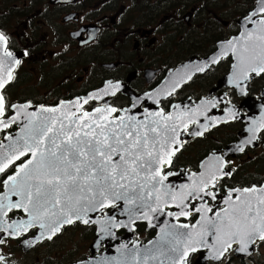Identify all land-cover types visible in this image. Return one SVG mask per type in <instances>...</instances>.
<instances>
[{"label": "flooded vegetation", "instance_id": "1", "mask_svg": "<svg viewBox=\"0 0 264 264\" xmlns=\"http://www.w3.org/2000/svg\"><path fill=\"white\" fill-rule=\"evenodd\" d=\"M253 5L254 0H0V30L9 38L11 58L21 61L14 65V80L5 89L7 99L36 109L56 107L86 99L111 81L120 90L89 101L85 109L107 103L127 110L135 105L143 113L150 108L152 96L155 107L166 114L197 109L193 119L199 123L181 133L183 147L173 159L169 171L174 175L168 181L184 184L193 173H201L204 162L221 157L227 162L225 171L232 169L233 174L218 182L221 198L209 201L217 210L227 188L264 183V128L260 127L264 74L244 82L246 95H241L230 82L234 58L210 63L220 55L222 42L239 35L240 21ZM210 100L218 102L216 107L202 103ZM229 109L235 119L229 118ZM202 125L208 127L204 135H193L203 130ZM250 127L256 129V139L247 144L253 135ZM17 130L13 125L6 131L15 134ZM4 135L0 132V139ZM10 215L22 218L19 212ZM106 215H114V208L94 218ZM197 219L194 214L179 222L193 224ZM131 228H118L115 240L144 246L157 236V230L143 222ZM0 235L6 240L0 247L14 264H81L108 250L104 243L97 252L91 251L97 238L95 225H69L52 241L34 247ZM31 237L29 232L23 239ZM200 257L201 252L193 253L190 264Z\"/></svg>", "mask_w": 264, "mask_h": 264}, {"label": "snow or ice", "instance_id": "2", "mask_svg": "<svg viewBox=\"0 0 264 264\" xmlns=\"http://www.w3.org/2000/svg\"><path fill=\"white\" fill-rule=\"evenodd\" d=\"M240 24L243 31L222 42L220 55L210 63L233 57L230 82L239 94L246 95L244 82L264 74V0H254ZM8 44V36L0 30V132L5 133L0 139V176L4 177L0 179V234L20 239L25 247L52 241L66 225L77 221L100 223L101 232L114 234L112 229L128 225L114 216L98 221L89 214L116 208L124 201L132 206L127 210L133 213L129 216L132 223L133 216L151 223L150 213L177 222L181 217L199 215L194 224L162 227L159 241L145 250L143 264H190L189 257L196 252L203 255V249L216 264H231L234 256L251 257L264 245V183L227 188L222 197L224 207L216 211L209 201L221 198L218 182L233 174L232 169L225 171L227 162L221 157H216L218 166L199 175L193 173L191 182L181 188L165 183L174 175L169 169L183 147L181 133L187 132L190 124L199 123L193 119L197 109L175 114L160 109L142 117L107 103L85 109L89 101L114 96L120 90L118 83L108 81L104 89L86 99L29 112L31 104H11L7 99L5 89L14 80V69L5 60L13 56ZM20 63L13 58L12 64ZM202 103L216 107L218 102ZM228 111L229 118L235 119L233 110ZM17 124L19 134L6 131ZM260 127L264 128V123ZM201 128L192 134L203 136L208 127ZM249 131L253 135L247 144L256 139V129L250 127ZM238 150L243 152L244 147ZM169 207L178 211H166ZM16 212L22 218L13 219L10 214ZM29 232L32 237L23 239ZM5 243L0 235V246ZM134 260L140 264L138 254ZM0 264H14L2 247Z\"/></svg>", "mask_w": 264, "mask_h": 264}, {"label": "water", "instance_id": "3", "mask_svg": "<svg viewBox=\"0 0 264 264\" xmlns=\"http://www.w3.org/2000/svg\"><path fill=\"white\" fill-rule=\"evenodd\" d=\"M241 31H243V29ZM0 55H2V53H0ZM5 60H6V63L8 65L12 66L13 69L15 68L14 64H12V60L13 59L11 57L5 58ZM149 101L151 103V106H150V108L148 110L144 111L143 113H141L140 111L135 109V107L131 108L129 110L132 113H135L137 116H140V117H142L143 115H146L147 113L158 111L157 107H155V104H156L155 97H153V96L150 97ZM34 110H38V109L32 107V108H29L27 111L31 112V111H34ZM14 111L15 110H13V112ZM198 116L201 117V113H199ZM220 120H222V119H219V122H220ZM219 122H217V123H219ZM17 126H18V130L13 135L19 134V124H17ZM4 142L6 144L9 143L8 141H4ZM229 152H230V150H227L226 154L228 155ZM213 166H217V162H209V161L204 162L201 165V167H200L201 168V172L206 171V169L207 170H211L213 168ZM192 179H193V176L186 178L185 181H184V184L175 185L174 183H172L170 181H166L165 183L166 184H171L172 187H174V188H181L182 186H184L186 184H189ZM194 202H195V200H194ZM199 203L200 202L198 201V203L194 204V205L199 206ZM221 206L224 207L223 200H222ZM130 207H132V206L126 204L124 201H119L118 204H117V207L114 208V215H112V216H109V215L107 216L106 215L105 217H102L100 219L99 218H94V215L101 214L104 209L101 212H94V213H90L89 215L92 217V219H95V220H98V221H105V220H107V218L114 216L117 222H123L124 224L128 225L127 227H130V228L135 223L143 222V223L148 225V229H156L157 230L156 238L153 241H151L150 243H148V244H146L144 246H141V245L129 246V245H127V243L126 244H120L114 238V236H115L114 234H115V232L117 231L118 228L111 230L112 233H114V234H105V233H103V232H101L99 230L100 227H101L100 223H89L87 225H95L97 227V238H96V241L92 244L91 251L97 252L99 250V248H101V246L104 243H105L104 245L107 246V249H108L107 252H105L103 255L99 256L98 258L89 259L88 260L89 264H100L101 261H104L105 264H136V261L134 260V254H138L139 260H140V264H143V257L145 255V250L148 249V248H151L153 243L158 242L159 239H160V236H161L160 229L162 227H165V226H170V225H173V224H176V223H180L179 221L178 222L175 221V219L173 217L160 215L158 213L157 214H151V213L149 214L151 216V223L149 222V220L142 219V218H137L135 216H133L135 222L132 223L130 221V219H129V216L133 215V213H129L127 211ZM169 208H174V207H169ZM174 209L176 211H178V209H176V208H174ZM166 211H168V210L166 209ZM213 211H216V209H213ZM182 218H185V217H181L180 219H182ZM186 219H189V217L186 218ZM198 219H199V215H198ZM76 223H80L82 225H85V224H83V223H81L79 221H77ZM87 225H85V226H87ZM67 226H69V225H66L65 227H67ZM179 231H185V230L184 229H179ZM202 252H203V255L201 254V257L196 261L195 264H206L208 262L216 263L215 261H213L210 258V253L208 252L207 249H203ZM235 257L236 258H242V259L251 258V257H242V256H235ZM81 264H83V263H81ZM149 264H155V262L154 261H149Z\"/></svg>", "mask_w": 264, "mask_h": 264}, {"label": "rangeland", "instance_id": "4", "mask_svg": "<svg viewBox=\"0 0 264 264\" xmlns=\"http://www.w3.org/2000/svg\"><path fill=\"white\" fill-rule=\"evenodd\" d=\"M236 260H232L231 264H240L238 261L235 262ZM244 264H264V245L259 248L253 259L245 261Z\"/></svg>", "mask_w": 264, "mask_h": 264}, {"label": "trees", "instance_id": "5", "mask_svg": "<svg viewBox=\"0 0 264 264\" xmlns=\"http://www.w3.org/2000/svg\"><path fill=\"white\" fill-rule=\"evenodd\" d=\"M253 259V258H252ZM232 260H236V258L235 257H233L232 258ZM239 262L240 264H244V262L246 261V260H244V259H237L235 262ZM247 262V261H246Z\"/></svg>", "mask_w": 264, "mask_h": 264}]
</instances>
